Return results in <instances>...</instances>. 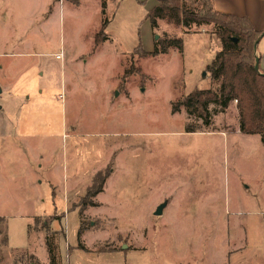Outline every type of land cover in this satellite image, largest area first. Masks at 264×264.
Returning <instances> with one entry per match:
<instances>
[{"label": "rangeland", "instance_id": "374dc122", "mask_svg": "<svg viewBox=\"0 0 264 264\" xmlns=\"http://www.w3.org/2000/svg\"><path fill=\"white\" fill-rule=\"evenodd\" d=\"M140 1L106 0L96 43L101 0H0V264L46 263L47 235L58 264H264L260 140L246 147L235 102L208 126L171 113L219 87L213 28H151ZM163 36L182 55L134 52Z\"/></svg>", "mask_w": 264, "mask_h": 264}, {"label": "trees", "instance_id": "16d2710c", "mask_svg": "<svg viewBox=\"0 0 264 264\" xmlns=\"http://www.w3.org/2000/svg\"><path fill=\"white\" fill-rule=\"evenodd\" d=\"M156 1L158 4L146 15L151 28H157L159 20L175 27L185 28H190L192 25L196 27L211 25L213 34L221 46V49L215 52L211 62L205 66V72L210 74L212 80L219 82V87L216 90L195 88L190 93L181 95L171 102V113L175 114L184 110L187 115L200 119L203 125L208 126L211 120L210 105H217L225 110L235 102L239 132L245 135H259L264 147V71L259 69L258 72L254 68L257 56V48L255 50L254 45L258 44L259 38L264 36V30H256L246 16L215 11L211 0ZM66 2L77 6L80 0H66ZM142 2L144 1H140ZM105 9L106 0H101L102 19L95 34L96 43L109 39L104 32L109 23V19L104 18ZM171 49H175L182 55L181 37L163 36L154 42L150 52L145 51L139 42L134 52L144 57L154 58L168 54ZM185 132L194 131L187 126ZM97 177L95 175L92 181L96 182ZM98 185L94 192L88 193V196L93 198L102 192L101 182ZM81 209L79 214H82ZM81 234L80 227L79 238ZM45 243L49 264H57V257L53 250L54 244L50 236L45 237ZM78 248L86 251L81 243Z\"/></svg>", "mask_w": 264, "mask_h": 264}, {"label": "crops", "instance_id": "0c3cea01", "mask_svg": "<svg viewBox=\"0 0 264 264\" xmlns=\"http://www.w3.org/2000/svg\"><path fill=\"white\" fill-rule=\"evenodd\" d=\"M211 3H212V7L215 11H218L221 13H226V14H232V15H236V16H246L250 19L252 26L256 30H258V31L264 30V0H211ZM157 4H158V2L156 0H152L149 2V5H151L152 7L156 6ZM106 9H107V2H106ZM106 9H105V12H106ZM110 22L111 21L109 20V23ZM109 23H108V25H109ZM108 38H110V37L108 36ZM256 55L259 59V69L264 71V36L261 37V39L259 40V42L257 44ZM0 91H1L0 94H2L4 89L0 88ZM9 91H10V88L7 89L8 93H6V94H9L10 93ZM247 137L250 138V139H246V141H245L246 142L245 145L247 148L249 145H252V143H250V142L248 143V140H252L255 138L257 140H260V136L257 134L247 135ZM260 142H261V140H260ZM262 148L264 151L263 145H262ZM34 220H35V217H34ZM49 228L50 227H48V229ZM28 230H30V225H28ZM43 230H45V229L42 228V231ZM52 232H54V230H52ZM27 235L32 236L33 234L27 233ZM33 237H35V235H33ZM42 239H43V237H42ZM44 239H45V236H44ZM116 251H112V252H116ZM262 258L264 259V256ZM44 264H49L48 255L46 256V263H44Z\"/></svg>", "mask_w": 264, "mask_h": 264}, {"label": "water", "instance_id": "95a60500", "mask_svg": "<svg viewBox=\"0 0 264 264\" xmlns=\"http://www.w3.org/2000/svg\"><path fill=\"white\" fill-rule=\"evenodd\" d=\"M155 38H157V36H155ZM261 38H259L260 40ZM257 48V43L254 45V49L256 50ZM255 70L259 72V59L258 57L256 56V59H255V66H254ZM205 74V73H203ZM1 92V91H0ZM165 208V204H161L159 205L156 210L154 211V215L155 216H160L162 214V211L163 209Z\"/></svg>", "mask_w": 264, "mask_h": 264}]
</instances>
